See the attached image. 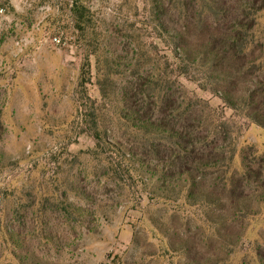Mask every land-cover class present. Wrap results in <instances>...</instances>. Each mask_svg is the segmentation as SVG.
Segmentation results:
<instances>
[{
    "label": "rangeland",
    "instance_id": "rangeland-1",
    "mask_svg": "<svg viewBox=\"0 0 264 264\" xmlns=\"http://www.w3.org/2000/svg\"><path fill=\"white\" fill-rule=\"evenodd\" d=\"M2 3L0 264H264V8L217 67L220 26L177 0ZM142 75L229 167L171 176L141 154L120 114Z\"/></svg>",
    "mask_w": 264,
    "mask_h": 264
},
{
    "label": "trees",
    "instance_id": "trees-1",
    "mask_svg": "<svg viewBox=\"0 0 264 264\" xmlns=\"http://www.w3.org/2000/svg\"><path fill=\"white\" fill-rule=\"evenodd\" d=\"M177 2L182 9V16L186 19L189 18V12L197 9L201 22H206L211 16L215 25L220 26V36L206 45L207 57L215 55L217 67L224 66L222 54L228 49L240 58L241 54L247 51L250 31L255 27L258 14L264 8V0H177ZM150 83L149 77L142 75L133 88L122 93L124 108L120 116L134 130L138 143L144 145L142 147L146 153L141 151V154L145 157L154 154L160 159L167 160L169 165L167 172H171V176L189 175L194 170L218 171L229 167L224 151L219 149L218 138L215 137L216 141H211L210 129L204 133L203 121L201 124L196 122L192 124L190 116L178 109L181 104L171 92L160 91L158 98L149 100L145 94L151 87ZM221 94L222 97L228 96L223 89ZM93 123L94 132L100 138L98 121L95 120ZM136 150L140 149L137 147ZM131 155L138 156V153L132 152ZM151 170L155 172L154 168ZM234 177L233 194L242 185L241 182L235 184ZM169 178L163 176L164 183L169 184ZM233 206L237 208V202L234 201Z\"/></svg>",
    "mask_w": 264,
    "mask_h": 264
},
{
    "label": "built area",
    "instance_id": "built-area-1",
    "mask_svg": "<svg viewBox=\"0 0 264 264\" xmlns=\"http://www.w3.org/2000/svg\"><path fill=\"white\" fill-rule=\"evenodd\" d=\"M2 2H3V0H0V16L5 13V7H4ZM52 41L54 43H57V44L61 43V39L59 37H57V36L53 37Z\"/></svg>",
    "mask_w": 264,
    "mask_h": 264
},
{
    "label": "crops",
    "instance_id": "crops-1",
    "mask_svg": "<svg viewBox=\"0 0 264 264\" xmlns=\"http://www.w3.org/2000/svg\"><path fill=\"white\" fill-rule=\"evenodd\" d=\"M10 2H11V4H13V5H17L18 3H17V0H10Z\"/></svg>",
    "mask_w": 264,
    "mask_h": 264
}]
</instances>
